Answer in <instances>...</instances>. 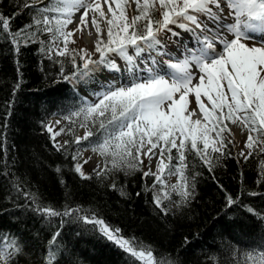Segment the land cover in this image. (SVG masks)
Instances as JSON below:
<instances>
[{"label": "snow or ice", "instance_id": "1", "mask_svg": "<svg viewBox=\"0 0 264 264\" xmlns=\"http://www.w3.org/2000/svg\"><path fill=\"white\" fill-rule=\"evenodd\" d=\"M25 7L34 9L33 22L18 31H12V21L19 14L0 13V38L6 37L17 53L21 43L34 42L37 32H46L50 45L40 50L49 59L55 55L71 62L73 71L60 70L64 80L87 84L97 72L109 73L110 78L91 93L92 99L80 96L67 109L64 119L70 127L53 132L51 124L42 122L56 150L64 151L66 158L70 155L72 170L82 179H92L84 171L92 158L81 163L89 148L105 161L93 169L97 177L112 169L140 171L147 160L142 175L154 177L153 203L167 215L164 201L173 193L181 205L192 198L195 186L187 175L188 153L211 170L214 159L219 161L230 144L237 147L233 143L237 135L243 140L238 154L245 161L264 153V0H32ZM89 26L95 32L94 49L69 48L76 43L73 36ZM169 38L174 50L165 42ZM190 96L195 108L190 107ZM77 122L82 135L74 133ZM66 130L74 139L57 141ZM72 145L76 147L70 152ZM172 177L175 183L169 182ZM260 177L258 183L264 182V161ZM23 194L49 223L56 217L82 220L135 261L156 264L149 246L125 237L96 212L69 204L62 211L40 206L35 194ZM225 199L231 206L240 197L226 193ZM245 208L264 226V213ZM59 235L58 230L52 234L40 264H59ZM0 244V264H17L24 252L19 238L0 234ZM252 252L255 255L250 253L248 259L264 264V245ZM159 264L179 261L167 258Z\"/></svg>", "mask_w": 264, "mask_h": 264}, {"label": "trees", "instance_id": "2", "mask_svg": "<svg viewBox=\"0 0 264 264\" xmlns=\"http://www.w3.org/2000/svg\"><path fill=\"white\" fill-rule=\"evenodd\" d=\"M30 3L0 0V13L19 14L12 21V31L32 24L34 9L25 7ZM49 45L46 32H37L34 42L21 43L18 53L6 37L0 38V234L15 235L23 244L17 264H40L57 230L59 264H141L94 225L72 217L52 218L49 223L32 210L35 205L30 206L24 192L35 194L40 206L62 211L69 204L96 212L125 237L149 246L156 264L167 258L179 264H253L248 255H255L252 250L264 245V226L245 206L264 213V182L258 183L264 153L245 161L230 144L219 161L214 159L211 170L188 153L187 175L195 186L192 198L181 205L173 193L164 201L167 215L153 203L150 185L154 177L142 175L145 167L140 171L112 169L100 177L85 172L92 179H82L72 170L70 155L66 158L64 151L56 150L42 122L47 125L56 114L67 116V109L94 90L107 71L97 72L87 84L66 81L60 70L73 71L71 62L55 55L49 59L40 50ZM67 126H71L68 121ZM78 129L77 122L74 133ZM73 139L69 134L67 140ZM226 193L234 199L239 196V201L227 206Z\"/></svg>", "mask_w": 264, "mask_h": 264}, {"label": "rangeland", "instance_id": "3", "mask_svg": "<svg viewBox=\"0 0 264 264\" xmlns=\"http://www.w3.org/2000/svg\"><path fill=\"white\" fill-rule=\"evenodd\" d=\"M78 14V13H77ZM71 25H69V29H71ZM73 40L76 41L75 44H69V48H84V49H87L89 51L93 50L94 49V46H95V43L92 44V45H88V43H86L84 41V38H80L78 35H75L73 36ZM167 44H168V47L169 49H172L174 50L175 48V45L172 43V39L169 38L165 41ZM162 59H165L167 60L168 58L167 57H162ZM117 62L120 63V64H123V61L119 60V58H117ZM109 73L107 75H104L102 76L101 80L104 82L106 81L107 79H109ZM97 89H98V86H97ZM99 90V89H98ZM98 90H95V91H98ZM91 93L92 92H89L86 94V97H88L89 99H92V96H91ZM192 97V101H191V105L190 107L192 108H195L196 107V104H195V100H194V97ZM57 120H60L61 121V124H56L55 121ZM47 124H51V126L53 127V132H56V131H59V129L61 127H65V129L68 128L67 126V120L64 119V116H61V115H55L53 116L48 122ZM230 127H232L233 129H236L237 126L236 125H229ZM83 129L79 128L75 134L76 135H82L83 134ZM73 135L71 133H68L67 130L65 131L64 134H62L61 136H58L56 137L57 141H60V142H63L64 140H67L68 139V135ZM227 136V133L225 134ZM231 138V137H229ZM246 138V137H245ZM234 143L237 145V149L239 146H241L243 144V140L241 139V137L239 135L236 136L235 140H234ZM247 153V150H245V154ZM89 157H91L92 159L89 160V162L87 164H84V171L89 173L91 171H93V169L96 167V164L97 163H100L101 167H103V161H102V157L99 156L98 153H95L93 151H91V149L89 148L88 150L84 151L83 152V160L85 159H88ZM83 163V161H82ZM147 160H145V170L147 171ZM170 183H175L176 182V177H172L169 181Z\"/></svg>", "mask_w": 264, "mask_h": 264}, {"label": "bare ground", "instance_id": "4", "mask_svg": "<svg viewBox=\"0 0 264 264\" xmlns=\"http://www.w3.org/2000/svg\"><path fill=\"white\" fill-rule=\"evenodd\" d=\"M77 15H79V13H78ZM89 31L92 32V35H91V36L88 35V32H89ZM77 35H78L80 38H82V39L84 38V41H85L86 43H88V45H92V44L95 43V42H94L95 32H94V29L91 28V26H89V28H88V29H85L83 32L78 33ZM189 101H190V105H191V101H192V97H191V96L189 97Z\"/></svg>", "mask_w": 264, "mask_h": 264}]
</instances>
